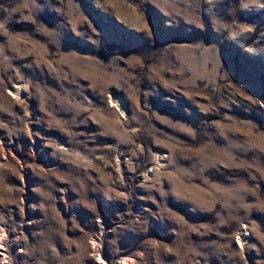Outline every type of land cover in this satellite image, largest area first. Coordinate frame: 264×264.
I'll return each mask as SVG.
<instances>
[{"label":"rangeland","instance_id":"rangeland-1","mask_svg":"<svg viewBox=\"0 0 264 264\" xmlns=\"http://www.w3.org/2000/svg\"><path fill=\"white\" fill-rule=\"evenodd\" d=\"M0 264H264V0H0Z\"/></svg>","mask_w":264,"mask_h":264}]
</instances>
